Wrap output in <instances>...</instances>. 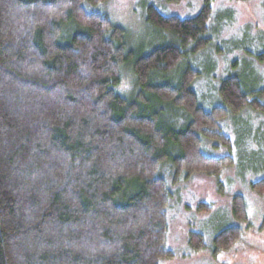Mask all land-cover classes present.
<instances>
[{
    "label": "trees",
    "instance_id": "16d2710c",
    "mask_svg": "<svg viewBox=\"0 0 264 264\" xmlns=\"http://www.w3.org/2000/svg\"><path fill=\"white\" fill-rule=\"evenodd\" d=\"M107 1L0 0V264L172 258L164 168L171 165L176 184L196 173L219 176L234 159L206 155L203 141L231 147L223 119L247 108L264 115V102L251 97L264 87L248 91L238 75L221 81V104L210 110L193 87L199 70L188 65L173 81L186 58L210 45L211 0L186 18L149 5L147 21L174 41L143 55L128 48L125 28L86 9ZM67 26L74 30L66 37ZM123 65L137 81L133 98L117 90ZM171 111L186 121L178 126ZM252 188L264 196V178ZM232 208L237 220L248 219L243 195ZM242 234L237 225L223 228L215 254ZM189 242L196 251L206 246L199 232Z\"/></svg>",
    "mask_w": 264,
    "mask_h": 264
},
{
    "label": "rangeland",
    "instance_id": "374dc122",
    "mask_svg": "<svg viewBox=\"0 0 264 264\" xmlns=\"http://www.w3.org/2000/svg\"><path fill=\"white\" fill-rule=\"evenodd\" d=\"M204 3L205 0H181L179 3L108 0L97 5L87 4L86 9L105 13L115 24L125 28L128 48L135 55H143L174 41L168 33L159 32L147 21L149 5L154 4L164 14L186 18L196 15ZM211 5L213 13L207 33L210 45L186 58L178 68L179 74L172 77L175 81L188 65L199 70L201 76L193 87L206 110L221 104L219 85L231 75H238L248 91L264 87V61L259 59L264 54V0H211ZM73 30V26L65 27L64 36ZM121 75L120 88L124 90L117 88L118 92L127 98L138 95L137 81L129 67L123 65ZM251 97L264 102V95L252 93ZM167 116L178 126L186 121L180 112H167ZM237 116L220 122L221 132L230 138L231 147L216 145L208 139L202 144L203 152L210 157H233V165L219 176L196 173L176 184L170 164L164 168V175L160 172L172 191L167 210L166 247L174 252L172 258L162 260L161 264H264V196L252 188V183L264 178V115L247 108ZM236 194L243 195L247 201V220L240 221L234 216L232 200ZM202 202L211 204L212 209L200 212L197 206ZM231 225L242 229L241 241L230 251L215 254V236ZM192 232L204 235L206 246L203 249L196 251L190 245Z\"/></svg>",
    "mask_w": 264,
    "mask_h": 264
}]
</instances>
